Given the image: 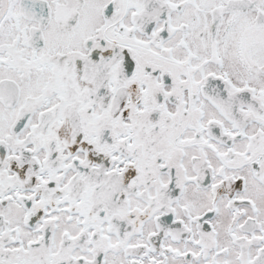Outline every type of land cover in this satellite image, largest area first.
Listing matches in <instances>:
<instances>
[{
	"label": "snow or ice",
	"instance_id": "snow-or-ice-1",
	"mask_svg": "<svg viewBox=\"0 0 264 264\" xmlns=\"http://www.w3.org/2000/svg\"><path fill=\"white\" fill-rule=\"evenodd\" d=\"M0 264H264V0H0Z\"/></svg>",
	"mask_w": 264,
	"mask_h": 264
}]
</instances>
